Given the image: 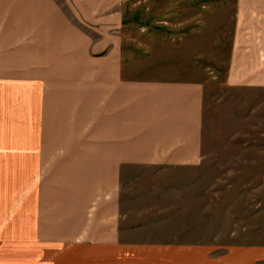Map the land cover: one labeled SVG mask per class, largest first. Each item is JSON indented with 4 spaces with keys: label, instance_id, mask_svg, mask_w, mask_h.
<instances>
[{
    "label": "crops",
    "instance_id": "1",
    "mask_svg": "<svg viewBox=\"0 0 264 264\" xmlns=\"http://www.w3.org/2000/svg\"><path fill=\"white\" fill-rule=\"evenodd\" d=\"M154 5L0 0V264H61L63 254L71 264H174L173 247L127 241L121 227L127 168L203 160L196 52L174 37L182 46L164 47ZM232 8L233 57L247 52L262 68L264 0ZM142 64L151 75H137ZM232 255L256 264L264 248Z\"/></svg>",
    "mask_w": 264,
    "mask_h": 264
},
{
    "label": "rangeland",
    "instance_id": "2",
    "mask_svg": "<svg viewBox=\"0 0 264 264\" xmlns=\"http://www.w3.org/2000/svg\"><path fill=\"white\" fill-rule=\"evenodd\" d=\"M151 1L159 5L153 17L162 23L160 35L171 38H160L164 47L178 49L180 39L196 52L188 64L195 65L205 85L203 160L196 166L127 168L123 237L142 245H169L172 254L185 246L186 254L168 255L174 264H244L232 252L264 248V66L259 68L247 52L233 57L236 0H206L199 11L196 4L202 0ZM188 3L193 10H182ZM224 3L229 6L223 13ZM233 60L243 66L235 80L229 74ZM145 65L137 75L152 74ZM65 257L61 264H71ZM255 262L264 264V258Z\"/></svg>",
    "mask_w": 264,
    "mask_h": 264
}]
</instances>
